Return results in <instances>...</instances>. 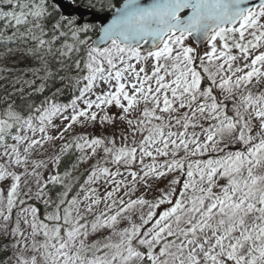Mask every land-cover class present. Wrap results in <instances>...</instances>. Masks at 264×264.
I'll list each match as a JSON object with an SVG mask.
<instances>
[{"label":"snow or ice","instance_id":"6c2138e0","mask_svg":"<svg viewBox=\"0 0 264 264\" xmlns=\"http://www.w3.org/2000/svg\"><path fill=\"white\" fill-rule=\"evenodd\" d=\"M85 7L0 0V264H264V0Z\"/></svg>","mask_w":264,"mask_h":264},{"label":"trees","instance_id":"16d2710c","mask_svg":"<svg viewBox=\"0 0 264 264\" xmlns=\"http://www.w3.org/2000/svg\"><path fill=\"white\" fill-rule=\"evenodd\" d=\"M89 2L95 3L97 5V8H99L101 6V4L93 2L92 0H77V4L79 6H81V7H83V8H86L85 6ZM121 2H122V0H111L110 3H115V4L119 5V3H121ZM86 9H90V10H93V11L99 12V13L107 12L106 9L104 11H97L96 8H86ZM0 24H2V22H0ZM89 35H91L93 39L96 38V35L94 33H89ZM18 59H19L18 57H9V58H7L5 60H0V68L14 69V71H11V72L0 71V77H2V78H0V99H2L4 96L8 95L10 92L14 91L12 86H11V84H10V81L16 75L19 74L18 70L22 69V68H24L26 66H32V62L29 61V60H26V61H24L22 63L21 62H14V61H18ZM26 78H31V77H26ZM71 95H72L71 93H65V95L60 97V101L64 102V103H67L68 100L71 98ZM73 159H74L73 156L65 157L64 160L62 161V164H61V170L63 171L67 166H69L70 163H72ZM78 175H79L81 180L84 179V176L86 175L84 165H81L80 173H78Z\"/></svg>","mask_w":264,"mask_h":264},{"label":"rangeland","instance_id":"374dc122","mask_svg":"<svg viewBox=\"0 0 264 264\" xmlns=\"http://www.w3.org/2000/svg\"><path fill=\"white\" fill-rule=\"evenodd\" d=\"M110 2H111V0H107V1H105V3H101V4H103V5L105 4V6H106V4H108ZM190 42L193 43L192 41H190ZM109 111L110 112H116L118 110L113 108V109H110ZM57 123H59V121H57ZM74 127L76 128L77 132H85V133H89V134L94 135V136H100V135L110 136L113 132H116L118 134L120 132L121 128L126 127V125L120 124L118 122L116 126L107 125V124H105V125L96 124L94 127L90 126L87 129H81L78 126H75V125H74ZM57 143H59V141ZM118 145H119V140H118ZM146 162H147V158H146ZM84 167H85V169H87L89 167V165L88 164H84ZM113 170H115V169H113ZM121 171H124V169H121ZM125 177L128 180H131V177L127 176L126 172H125ZM117 179H121V177H117ZM104 187L105 186H101V192H103ZM161 187H163V184H161ZM140 191L142 192L143 189H141ZM139 194L140 193L138 192L137 195H139ZM152 195H153V193H150L148 198H151ZM101 207H103V206H101Z\"/></svg>","mask_w":264,"mask_h":264},{"label":"water","instance_id":"95a60500","mask_svg":"<svg viewBox=\"0 0 264 264\" xmlns=\"http://www.w3.org/2000/svg\"><path fill=\"white\" fill-rule=\"evenodd\" d=\"M94 1H104V0H94ZM58 2L62 5V10L66 13V14H78L81 15V17L83 19H87L89 21H92L94 23H96L97 25H99L101 22H103L105 17L109 16V13L107 14H100V13H96L92 10H88L85 9L81 6L79 7H74L71 3L70 0H58ZM250 3H258V0H250ZM194 45H195V41H193ZM207 45H205L204 47H206Z\"/></svg>","mask_w":264,"mask_h":264}]
</instances>
